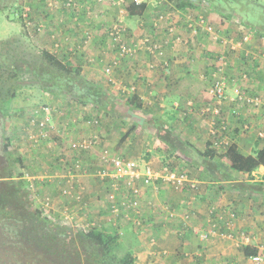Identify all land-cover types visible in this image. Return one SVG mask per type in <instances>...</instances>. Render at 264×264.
<instances>
[{"label":"crops","instance_id":"0c3cea01","mask_svg":"<svg viewBox=\"0 0 264 264\" xmlns=\"http://www.w3.org/2000/svg\"><path fill=\"white\" fill-rule=\"evenodd\" d=\"M64 1L36 0L32 6L26 7L28 16L33 17V19L31 18L33 21L30 22L42 26L41 31L37 32L40 38L38 43L50 53H52V48L56 49L58 44L60 50H63L59 53V58H65L74 64L77 62L87 79L103 84L117 101L120 98L129 99L130 94L126 93H130L133 86L132 97L135 96L138 99L141 107L130 106V110H133L131 115L117 108L116 114H119L121 120L124 119L122 123L126 122L124 123L126 128L120 132L121 135L118 137L111 132L112 130L102 132L103 141L99 142L95 146L96 148L94 147L91 151H72L71 146L67 150L66 147L73 138L75 140L84 137L89 132L87 124L81 120L83 115H87L86 117L91 119L92 114L99 111L92 107H82L74 102V105L68 110L64 109V112L58 113L60 117L65 114L63 119L71 114L77 121L68 127L60 124L61 127L54 129L58 137L48 138L47 143V140L39 139L40 147L37 145L39 142L35 144L30 139L31 135L40 134L38 128L37 132L27 130L25 140L27 136L28 142L32 145L26 143V147H28L21 148L20 155L23 158L25 179L35 193L34 202L40 204L48 198L51 201L54 217H59L61 212H68L77 220L85 218L94 220L99 229L110 230L113 228L120 229L119 233L122 230L123 233L129 232L134 236V248L137 252L135 256L138 261L136 264H253L250 257L245 258L241 249L237 248L245 246L257 249L256 254L262 255L260 264H264V251L259 250L260 246H264L263 167H258L250 175L232 171L231 183L233 186L222 193L220 201L213 207H206L202 203V197L207 194L210 187V179L202 171L199 163L192 164V166L198 168L203 173V177L192 179L196 182V190L193 191L174 190L167 182L159 180L147 186L137 182L136 185L141 191L134 206L135 210L128 211L124 206H121L117 223L113 224L111 203L107 198L110 192L109 181H101L95 176L101 165L100 159L97 157L102 153H108L106 150L112 152L109 142L113 144V141L120 143L119 150L127 156L133 154L131 152L137 147L142 149L145 147L148 153L153 152L150 162H146L155 169L159 166L157 164L158 154L162 153L159 149L169 150L168 146L158 139L156 128L162 129L164 126L165 128L171 126L174 136H177L178 131H175L173 126L175 121L182 122L184 136L180 137L179 141L188 142L192 146L194 144L198 150L200 147L197 146V143H204V146L206 143H213L214 141L209 140V132H211L209 120L211 121L212 118L218 120L220 114H215L217 109L213 107L212 103L214 102L209 99L206 90L208 78L210 79V70L213 68L214 57L217 54V45L215 46L209 41V37L204 35L192 38L186 47L185 44L181 47L172 42L170 50H167L163 55L153 56L137 43L136 54L130 59L113 58L110 54L108 30L117 20L115 9L105 2L83 0L82 5L78 6L76 10H68L63 5ZM149 2L150 5L145 4L146 7L140 16L128 15L127 8L122 15L121 19L126 28L128 43L136 40L140 42L142 38L152 36V34L157 40L165 39V36L169 34L165 24L167 26L170 21H165L162 26L165 33L163 32L164 35L158 37V34L154 33L155 15L158 11L169 12L175 16L180 13L186 14L187 10H193L188 8L184 11L165 1L162 2L164 7L158 9L157 6L152 5L151 1ZM166 6H170L171 10H165ZM151 7L156 11H153ZM31 8H33L32 12ZM78 9L80 10L78 11ZM199 16L202 17V15ZM222 19L216 17L213 20L210 19L212 22L220 21L219 25H216L224 27L223 31L220 29L221 33L236 38V40H239L236 36L240 35L237 31L242 33L240 38H243L245 34H252L248 27L234 26L233 23ZM149 30L151 34L148 32ZM84 31L91 33V40L89 39L90 42L85 47L82 43ZM176 33L184 40L189 35L183 28H178ZM176 33L169 34L172 36L170 39L175 40ZM248 45L251 51L248 57L242 51L229 54V65H227L230 66L228 71L229 80H231L229 86L232 85V82H237L250 96H257L262 100V105H244L243 109L239 108L238 117L231 114L227 118L231 122L229 131L231 143L237 146L243 156L254 155L264 145V35L259 37L255 35ZM72 50H75L76 53L69 52ZM164 61L168 62V67H164ZM151 65L155 67L151 68ZM107 67L110 68V75L105 74ZM128 87L130 88L128 89ZM48 97L44 98L46 103L58 101V105L62 107L63 102L70 103L67 98L65 99L68 101ZM231 105L234 106V103ZM71 109L78 113H70ZM206 111L208 112L206 113ZM37 113H39L38 110H35L29 117L33 119ZM102 113L107 119L112 116L106 112ZM199 113L206 114L202 116ZM63 119L60 120V123ZM141 129L146 133L157 134L150 149L148 142L146 143L147 134L142 133ZM90 134L92 133L87 135ZM107 146L108 148H106ZM212 147L217 154H221L223 151L217 148L215 142ZM111 154L122 155L115 151ZM134 157L137 156L131 155L127 158L136 159ZM91 158H94L95 162H91ZM62 159L66 161L64 168L61 166ZM187 160L191 164L188 157ZM215 160L218 162V159ZM142 161L145 163L144 160ZM75 165L80 167L79 172ZM67 166H70L73 173L76 172L77 177L72 185H68L71 187V194L64 196L59 189L65 186L63 176H68V171L65 170ZM184 168L187 169L185 165ZM82 170H86L88 174H83ZM121 195L124 194L121 193ZM75 196H79V200H76ZM208 210L213 211L210 216H208ZM125 215L129 216L131 220L128 221ZM188 217H190L189 220L185 221ZM135 219H139L141 225L134 226L136 229L133 233L131 224ZM218 224L220 228H223L222 230L229 229L231 231H222L221 234L217 233L218 235L209 239H203V234L210 229H215ZM224 233H231L233 237L239 233H246L251 240L249 243L243 244L242 240L224 237ZM152 238L153 244L150 242ZM196 249L199 252H195ZM187 251H192L202 258L200 259L196 255L192 260L185 258L188 255ZM160 253H165V255L160 256Z\"/></svg>","mask_w":264,"mask_h":264},{"label":"trees","instance_id":"16d2710c","mask_svg":"<svg viewBox=\"0 0 264 264\" xmlns=\"http://www.w3.org/2000/svg\"><path fill=\"white\" fill-rule=\"evenodd\" d=\"M164 1L181 10L198 7L197 0ZM206 5L204 3L203 7ZM6 7V0H0V11ZM145 7L144 3L130 4L127 13L140 16ZM160 7L163 4L158 9ZM208 12L210 17L215 15L222 20L231 19L230 14L224 15L217 10ZM199 17L196 15L194 19ZM204 23L208 27L213 26L210 22ZM240 23L253 29L244 22ZM178 28H184L189 33L188 42L192 38L210 34L197 26L194 34L193 29L184 26V22H179L176 30ZM215 32L219 33V30L215 29ZM221 38L231 37L221 34ZM13 81L19 82L15 84ZM9 82L10 86L4 85ZM28 87L38 88L51 96L72 99L78 105L90 106L108 115L118 112L115 97L103 84L87 79L81 66L60 59L47 50L24 53L12 41H0V264H5V260L13 261L9 264H135L132 251L123 247L122 237L104 229L86 232L79 227L67 226L45 216L43 209L35 204V193L23 172V158L12 148V140L7 135L11 102L18 89ZM128 104L141 107L135 96L129 99ZM156 129L158 139L168 146L171 153L178 150L188 157V149L195 150L188 142L177 140L171 126H164L161 132L159 128ZM196 153L202 160V171L210 179L208 192L202 197L206 207L216 206L222 193L233 186L232 171L250 175L258 167L264 168V145L249 156H243L233 143L221 154L213 149H206L205 152L197 150ZM188 158L195 165L196 162ZM242 253L249 258L256 255L257 249L245 246Z\"/></svg>","mask_w":264,"mask_h":264},{"label":"rangeland","instance_id":"374dc122","mask_svg":"<svg viewBox=\"0 0 264 264\" xmlns=\"http://www.w3.org/2000/svg\"><path fill=\"white\" fill-rule=\"evenodd\" d=\"M34 1H36V0H6L7 7L2 9V11H0V41H3V40L4 41L9 40L10 42L12 41L16 46H18L19 50H22L24 53L30 52L32 54L36 53V50H39V51L44 50L43 46L38 43V42H40V38L38 36L39 33H37V31L35 29H32V28L29 29L28 27H26L28 20L33 21L32 20L33 17H31L32 18L31 19L29 16L28 17L23 16L24 12L26 11V7L32 6V3ZM149 1H151V3H153L152 4L153 6H157V8H158L159 3H161V1H164V0H146L145 2H149ZM197 1H198L197 2L198 7L195 6V8L193 10H191V11L187 10L186 12H189L188 14L192 19L196 15L197 16L202 15L201 19L203 20V22H210L213 25V26L209 27L211 30L209 31L210 34L208 37L210 39L209 41L214 43L215 46L217 45V54H219V55L216 54V56L214 57L215 60H214L213 66H212L213 68H211V70H210V79L208 78V86H207V90H206L207 96H209V99L215 103V104L212 103L213 107H216V109H217L215 114L216 115L220 114V116H219L220 120L219 119L216 120L214 118H212L211 121L209 120V130H211V132H209V140L214 141L215 137L212 135V131L217 132V129L220 127L221 123H224L225 127L228 128V131L222 132V136L225 139H228V144H227L226 148L222 149V150H226L227 147L230 144H232L230 134H229V131L231 129V127H230L231 122H230V119H227V118H228V116H231V114L233 113V110H234L233 109L234 106H232L231 104L235 103L234 101L238 100L235 97L236 92L234 91V88L236 86H238L241 90H243V89L241 88L240 84H238L237 82L236 83L232 82V85L229 86L230 82L228 83L225 81V83L222 87L224 90V92H223L224 98L220 100V99L216 98V95H218V91L220 89L219 86H221V84L217 86V82H219V78L221 76H224L226 79L227 75L229 74L228 71H229L230 66H227V65H229V56H230L229 54H233L235 52L242 51L243 54L246 57H248L249 53L251 52L249 45H248L249 41H251V39H254L255 35L258 37L264 35V0H197ZM112 2L116 3L117 0H114ZM105 3L110 4V6L115 9L116 13H118V10L116 9L117 6L113 5L110 2H105ZM204 3H207L206 7H203ZM2 5L5 6L4 3H2ZM163 7H164V5H163ZM121 8H124V7H121ZM151 8L153 10V7H151ZM167 9H169V6L165 7V10H167ZM79 10L80 9H78V11ZM210 10H212V11L217 10L224 15L230 14L231 19L228 20L229 22L233 23L234 26H240L241 25L240 22H244L246 25L253 28V29L249 28L252 34H245L243 36V38L242 37L240 38V35L242 33L240 31H237L238 34H240V35L236 36L239 40H236V38H233V37L220 39V35L223 34L220 32V29L223 31L224 27L218 26L220 21H218V22H215V21L212 22L211 21L215 17L216 18H220V17L215 16V15H212V17H210V14L208 12ZM32 11H33V8H31V12ZM153 11H156V10H153ZM192 15H193V17H192ZM203 16L205 18H203ZM174 18H177L180 20V19L184 18V15H175ZM199 24H200V22H194L193 26H197ZM216 24H218V25H216ZM204 25L205 24H203L201 27H203ZM162 26H164V24H159L155 28L154 33H157L158 37L163 36L165 33L163 31L164 28H162ZM206 27H208V26H206ZM214 28L219 30V33L215 32ZM148 32L151 34L150 30ZM147 37L152 42H158L159 44L162 45V50L160 52L161 55H163L167 50H170V48L172 46V42L174 44H176L177 46H181V47L184 46L183 43L180 44L178 41L175 43V40L173 38L170 39V37H172V36H170L169 34L167 36H165V39H163V40H161V39L157 40L153 34H152V36H147ZM174 37L175 38L178 37L179 40H181V41L184 40V38H182L181 36H178L177 33H176V36H174ZM90 40H87L85 42L82 41V43L84 44V47L88 45ZM176 45H174V46H176ZM185 47H186V45H185ZM62 51L63 50H60L58 44H57L56 49L52 48V54H54L57 57L60 56L59 53ZM69 52H73L74 54L76 53L75 50L74 51L72 50ZM110 54L112 55L113 58L118 57L116 50L112 49L110 51ZM250 59H252V58L250 57ZM63 60H66V59L64 58ZM164 62H166V61H164ZM98 63L101 65V63L99 61H98ZM102 63H103V61H102ZM75 64L79 65L77 62ZM210 64H211V62H210ZM213 74L215 75V77ZM5 79H6V77H5ZM18 82L19 81H17V82L13 81L12 83L17 84ZM227 83H228V85H227ZM4 85L10 86V82L4 83ZM129 88L130 87H128V89ZM220 92H222V89ZM126 94H130L129 99H131L132 94H134V92L130 91V93H126ZM45 95L47 98H49L48 96H50V97H54V98H61L62 100H65V101L69 100L68 102H70L69 103L70 105L68 103L63 102V104H62L63 107H62V106L58 105V101H56L55 103L54 102H47L46 103L45 99H44V98H46ZM67 99L68 100H66L65 97H62V96H51V95H48L46 93L43 94V92L41 90H39L38 88H29L28 87V88L18 89L17 95L12 100L11 106L9 108L11 117L9 118L8 127H7V135L9 136V138L11 140L14 139V140H12V148L17 153L20 154V151H22V150H20L21 148L23 149V148L28 147V146L26 147V143H28L29 145H32L31 143L28 142L27 136H26V140H25V134L27 133L26 132L27 130H30L31 132H35V131L37 132L36 125L31 124L32 118L29 117V115L30 114L32 115L33 111H35V110H38L39 113H37L36 116H33L32 120L35 122V124H37V126L39 124L37 122L43 119L45 110L48 111V113H49L48 117H49L51 123L47 125L45 132H40L43 135V137L44 138L47 137V138H51V139H53L54 137H58V134L56 131H54V129L61 127L60 124H62L63 120L61 121V123H60V120L63 119V117L65 115L64 114L63 116L60 117V115L58 113L64 112V109L68 110V108L72 107L74 105V102H75L72 99H69V98H67ZM129 99L120 98V100L117 101V108L120 111L126 112L128 115L129 114L131 115L133 110L132 109L130 110L131 105L128 104ZM228 101H230L231 103L230 102L227 103ZM54 106H56V107H54ZM79 106H81V105H79ZM82 107H90V106H82ZM243 107H244V104L240 102L239 108L243 109ZM43 109H45V110H43ZM21 110H22V112H21ZM50 110L52 111V113ZM136 111H138V110H136ZM207 112L208 111H206V113ZM70 113H78V112L71 109ZM83 113H85V112H83ZM142 113H144L143 110H142ZM206 113H199V114H201L203 116ZM80 114H82V113H80ZM86 114H88V113L86 112ZM69 116H71V114ZM86 116L87 115H83V118L81 117L82 118L81 121H83L87 124L86 126H88L87 127V129L89 131L88 133L91 132L92 134L87 135L88 134L87 133V134H85V136L80 135V136H84V137H80V138L75 139V140L73 138L69 142V145L66 147V150L68 149L69 146H71L72 151L77 150L76 148L73 147V146H75V142H80L82 139L89 140L93 136H95L98 139V143L102 142L103 137L101 136V133L104 131L112 130L111 132L114 133V135H116L118 137L121 135L120 132H122L126 128L124 125V123H126V122L122 123L124 121V119L121 120V117H119V114H114V115L110 116V118H108V119L104 117V114L101 111H97V113H93L91 119H88V117H86ZM213 117H215V116H213ZM43 122H45V120ZM57 122H59V123H57ZM144 123H145V121H144ZM181 123L179 121L178 122L175 121L173 123V126L175 127V131H178L177 136L175 137L177 140H180V137L184 136L183 132H182V124ZM113 125H115V126H113ZM39 127L40 126H38V129H39ZM160 131H161V129H160ZM141 132L144 134H147L146 137L148 140L146 141V143L148 142L149 149H150L152 146V143L154 144V140H155V137H157V134L154 132L153 133H151V132L146 133L145 130H143V129H141ZM162 133L164 134V132H162ZM93 134H95V135H93ZM33 135H37V134H33ZM48 141L49 140H47L46 143ZM40 142L38 144L37 143L36 144L39 146ZM213 143H206L205 146H204V143H197V146L200 147V151L204 150L203 152H205L206 149H212L213 148L212 147ZM48 144H50V143H48ZM109 144L111 145L110 149H112V152L106 150L109 154H111L115 151L119 154H122V156H125V157H129L131 155L137 156L134 158L139 159L140 161L144 160L145 163H148L146 161H149L151 153L153 154V152L148 153V151H146L145 147L143 149L140 147L139 148L137 147L135 150H133L131 152L133 154H131V155L129 154V156H127L125 153H122L119 150L120 143L113 141V144L110 142H109ZM96 146H97V144H96ZM49 148H51V146H49ZM106 148H108V146ZM193 148L195 150H191L190 148L188 149V157H190L192 160H194V162L200 164L202 162V160H201V158L198 157V155L196 153L198 149L196 148V146L194 144H193ZM88 150L91 151V149H88ZM159 151L162 152V153L158 154V158H159L158 160L159 161L157 164L160 167L157 166L155 168L156 170L162 171L164 168H166L169 171L183 170V169H185L184 168V165H185L187 167L186 170L188 172V179H191V180L192 179H201V177H203V173L198 168L192 166V163L189 164L188 160H187V156L183 155L182 153L179 152L177 154V151H174L171 153L169 150L165 151V150H161V149H159ZM74 154H75V152H74ZM97 158H99V156ZM90 161L95 162L94 158H91ZM64 164H65V162H62V165H61L62 168H64ZM79 166H76L77 172H79V170H80ZM65 170L68 171V173H67L68 176H65V175L63 176L65 179V181H64L65 186L59 189L60 193L63 190L68 189V187H69L68 185L69 184L72 185L74 183L75 178L77 177L76 172L73 173L72 170H70V166H67V168ZM82 172H83V170H82ZM83 174H88V173L83 172ZM114 187H116V185ZM114 187L112 186L111 182H109V188L112 189ZM194 190H196V188ZM35 204L39 208L42 209V207H43L42 202L40 204H37V203H35ZM209 211H211V212H209ZM212 213H213L212 210H208V216H210ZM43 214L49 218H53L55 221H58L62 224H66L67 226H72L75 228L78 226H79V228L91 227L89 230H91V229L101 230V229H99V226H97V224L94 220H87L86 218L84 220H77L75 217H73V215H71L68 212H66V213L61 212L59 217H54L52 214L51 205L43 208ZM213 216H214V214H213ZM189 218L190 217L186 218L185 221H188ZM210 218H212V217H210ZM113 219H114V215L111 212V221L112 222H113ZM142 223L144 224V222H142ZM113 224H114V222H113ZM131 225H132L131 228H132L133 233H134L136 228L134 229V225L133 224H131ZM114 228H115V226H114ZM122 229H123V227H122ZM215 229H216L215 230L216 234L217 233L221 234L220 232H222V231H228V232L231 231L229 229L222 230L223 228H220L219 224L215 227ZM119 230H115L112 228V229L107 230V231L108 232L111 231V232L117 234L118 236L122 237L123 242H124L123 247L125 249H130L132 251L134 261L136 264L138 261H137V258L135 256V253H137V252L134 248V242H135L134 236L129 234V232L123 233V230L121 233H119L118 232ZM205 234L206 233H204L202 236L203 239H209L210 237H208V238L204 237ZM224 234H226V233H224ZM215 235H213V236H215ZM213 236H211V237H213ZM233 238H236V237H233ZM237 248H240L241 252H242L243 247H237ZM195 252H199V250L196 249ZM187 253H188V255H186L185 258H188V259L190 258L192 260V259H194V255H196V257H199V255L194 254L192 251H187ZM164 255H165V253H160V256H164ZM165 258H167V257L165 256ZM165 258H163V259H165ZM199 258L201 259L202 256ZM8 262H13V261L5 260V264H9ZM25 263H27V262H25Z\"/></svg>","mask_w":264,"mask_h":264},{"label":"built area","instance_id":"2783aa9c","mask_svg":"<svg viewBox=\"0 0 264 264\" xmlns=\"http://www.w3.org/2000/svg\"><path fill=\"white\" fill-rule=\"evenodd\" d=\"M114 0H97L99 3L104 2H110L113 5L117 6L116 9L118 10L117 13V20L111 25V27L108 30V35L110 38V49L116 50L118 57L116 58H126L130 59L136 54L137 51V43L141 45V47L146 50L151 55L159 54L161 55L162 45L158 42H152L148 37H144L140 40V42L134 41L131 43H128L126 40V28L123 24V21L121 19L122 15L125 13L126 8L130 4L139 5L141 3L146 4L147 6L150 5V2H145L146 0H117L116 3H113ZM83 0H65L63 5L68 10H76L78 6L82 5ZM163 1H161L162 3ZM159 3V5L161 4ZM124 7V8H121ZM28 11L26 10L23 14V16L28 17ZM178 15H184L183 19H174V15L169 12H158L155 15V25L159 24H165V21H170V24H165V28L167 33L173 34L176 33V25L179 22H184V26L186 28L193 29L192 33L195 34V28L196 26H193L194 22H200L197 27L204 28L208 32L211 30L209 27H206L203 24V20L201 17L197 19H192L189 14H178ZM202 20V21H201ZM26 27L29 29H35L37 32L41 31L42 26H37L36 23H31L30 20H28ZM184 29V28H183ZM84 42L89 40L91 38V33L89 31L84 32L83 34ZM175 41H178L179 43L188 44L189 42L185 40H179V38H175ZM57 47V45H56ZM164 67L168 66V62L163 63ZM151 68H154V65L150 66ZM110 73V68L107 67L105 69V74L108 75ZM110 75V74H109ZM214 75V74H213ZM215 77V75H214ZM230 75L228 74L226 79L224 76H221L219 78V82H217V86L221 84L220 89L218 91V95H216L217 99H223L224 98V90L223 85L226 82H230L229 80ZM227 83V85H228ZM216 87V86H215ZM222 89V92H220ZM134 88L130 89L131 92H133ZM234 91L236 92L235 97L238 99L237 101H234V110L232 115L235 117L239 116V104L240 102L244 105H250L251 106H259L262 103V100L257 96H250L245 90H241L238 86L234 88ZM241 91V92H240ZM45 110V109H43ZM48 111L45 110L43 122L42 120L38 121L37 123L39 127V132H45L46 127L48 124L51 123L49 117H48ZM35 120V119H34ZM77 119L73 116H68L63 119L62 125L65 127L72 126L75 124ZM31 124L36 125L37 124L31 119ZM228 128L225 127L224 123H221L220 127L217 129V132L212 131V135L215 137V144L218 149H225L228 144V139H225L222 136V132H227ZM30 139L33 141V143H37L39 139H45L43 135L40 133L39 135H31ZM96 144L98 145V139L93 136L89 140L82 139L80 142H75L74 148H76V151H88V149H93ZM100 159V169L95 173V176L99 178L101 181H109L111 182L112 186L116 187L110 188V192L107 196L109 202L111 203V212L114 215V225L117 223V217L120 215V207L124 206L128 211L129 210H135V204L137 203V200L139 198L140 194V188L136 185L137 182H141L144 186L150 185L151 183H155L159 181H165L167 184H169L174 190L179 191H193L196 188V182L188 179V172L186 169L183 170H173L169 171L166 168H164L162 171H158L154 169L151 164L149 163H143V161L131 159L124 157L122 155L118 154H109V153H103L99 156ZM65 162L63 159L61 160V163ZM184 164V163H183ZM65 165V164H64ZM177 169V168H176ZM84 173L87 171L84 170ZM123 193L124 195H121ZM127 193V194H126ZM62 195H70L71 194V187H68V189L63 190L61 192ZM76 200H79V196H75ZM123 197V198H122ZM122 198V199H121ZM121 199V200H120ZM120 200V201H119ZM50 200L46 198L42 202V209L50 206ZM133 214H135L133 212ZM125 218L130 221L131 218L127 215H125ZM133 225L135 227H139L141 225V221L139 219L132 220ZM79 227V226H78ZM84 231H88L91 227L84 228L81 227ZM216 234L215 229H210L206 232L205 238L211 237ZM224 237H229L228 239L233 238V234H223ZM236 239L242 240L243 244L249 243L251 238L246 233H239L236 236ZM150 242L153 244V239H150ZM242 244V243H241ZM260 251H264V246L259 247ZM253 264H260L262 262V255L256 254L254 256L250 257Z\"/></svg>","mask_w":264,"mask_h":264},{"label":"clouds","instance_id":"9594fccd","mask_svg":"<svg viewBox=\"0 0 264 264\" xmlns=\"http://www.w3.org/2000/svg\"><path fill=\"white\" fill-rule=\"evenodd\" d=\"M164 2V1H163ZM163 4V3H162ZM186 14H188V13H186Z\"/></svg>","mask_w":264,"mask_h":264}]
</instances>
